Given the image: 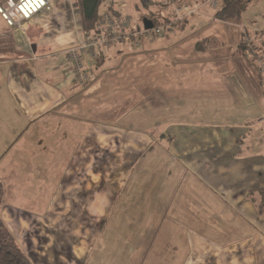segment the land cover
<instances>
[{"label": "crops", "instance_id": "0c3cea01", "mask_svg": "<svg viewBox=\"0 0 264 264\" xmlns=\"http://www.w3.org/2000/svg\"><path fill=\"white\" fill-rule=\"evenodd\" d=\"M49 1L24 31L0 16L2 215L33 264H264V91L243 33L191 0L156 38L103 0L136 38L83 52L82 81L69 51L96 29L78 0Z\"/></svg>", "mask_w": 264, "mask_h": 264}, {"label": "built area", "instance_id": "2783aa9c", "mask_svg": "<svg viewBox=\"0 0 264 264\" xmlns=\"http://www.w3.org/2000/svg\"><path fill=\"white\" fill-rule=\"evenodd\" d=\"M211 8L219 7V0H204ZM164 3L171 6L175 21L194 16L198 13L197 7L190 3H180L179 0H164ZM49 0H4L0 3V16L6 25L20 31L25 30V24L36 14L43 10H50ZM132 26L129 16H117L110 10H103L96 24V32L88 34L85 39L75 48L69 51V57L75 66L82 81H86L88 76L85 64L82 59L83 52H92L93 57H97V49H100L112 42H117L122 38H136L135 33L130 35L123 34L122 30H127ZM168 23L154 26L152 31L154 37L164 34ZM149 31V30H146ZM245 43L249 45L250 40L245 38Z\"/></svg>", "mask_w": 264, "mask_h": 264}, {"label": "trees", "instance_id": "16d2710c", "mask_svg": "<svg viewBox=\"0 0 264 264\" xmlns=\"http://www.w3.org/2000/svg\"><path fill=\"white\" fill-rule=\"evenodd\" d=\"M190 1L191 0H179V4L190 3ZM251 1L252 0H219V7L214 10V16L218 20L224 22H238L248 9ZM78 5L83 28L88 32L95 30L99 14L104 6L103 0H78ZM110 9L113 14L116 12L113 7ZM159 16L158 13L157 15H145L146 18L153 21L154 26L162 23H172L173 25L186 24L190 18L188 17L175 21L174 16L173 18L169 17V15L164 16V18H160ZM4 196V184L0 180V264H33L3 218L2 210Z\"/></svg>", "mask_w": 264, "mask_h": 264}, {"label": "rangeland", "instance_id": "374dc122", "mask_svg": "<svg viewBox=\"0 0 264 264\" xmlns=\"http://www.w3.org/2000/svg\"><path fill=\"white\" fill-rule=\"evenodd\" d=\"M73 1L76 2L77 0H73ZM109 1L113 2L114 4H117L119 8L123 10L122 13L124 12L125 14L131 15L134 27L137 24L143 27L144 25L143 21L146 18L145 15H151V14L157 15L158 13L160 15L159 16L160 18H163L165 16L164 13L159 12L160 11L159 7L156 8L154 7V5L148 6V3L151 2V0H109ZM104 2L108 3L107 0H104ZM155 5L157 6L158 4L156 3ZM238 22H231V26H233V28L237 32L240 33L242 32L244 37L250 40L249 45L245 43V40L243 41V43L241 42L240 51H239L240 59H242L243 62H245V64H247L248 66L247 68L249 69V74H250L248 75V77L253 78L256 85L260 87L262 89L261 91L263 92L264 91V41L261 40L257 44L255 42L253 35L246 32L243 26L249 30L264 29V0H252L247 11L241 18V24H242V26L240 25L241 27L238 25ZM226 27L230 31H234V29L231 28L230 26H226ZM254 42L257 44L256 46L254 45ZM262 132L264 133V125L254 129L252 132V136L254 134H257L256 136L259 137L258 134L261 135ZM64 212L69 213L71 211H64ZM74 214L75 213H73V215ZM56 217L64 219V221H74L72 220L71 217H69L68 219V216L66 215L64 216L59 212L53 215L52 220L55 221Z\"/></svg>", "mask_w": 264, "mask_h": 264}, {"label": "water", "instance_id": "95a60500", "mask_svg": "<svg viewBox=\"0 0 264 264\" xmlns=\"http://www.w3.org/2000/svg\"><path fill=\"white\" fill-rule=\"evenodd\" d=\"M143 23H144V28L147 30H151L154 27L153 21L148 18H145Z\"/></svg>", "mask_w": 264, "mask_h": 264}]
</instances>
